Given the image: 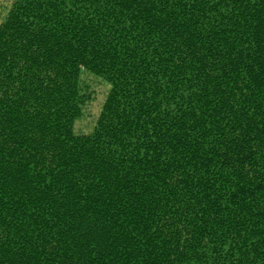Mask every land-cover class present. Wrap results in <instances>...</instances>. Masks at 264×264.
Segmentation results:
<instances>
[{
	"label": "trees",
	"instance_id": "trees-1",
	"mask_svg": "<svg viewBox=\"0 0 264 264\" xmlns=\"http://www.w3.org/2000/svg\"><path fill=\"white\" fill-rule=\"evenodd\" d=\"M0 264H264V0H12Z\"/></svg>",
	"mask_w": 264,
	"mask_h": 264
},
{
	"label": "rangeland",
	"instance_id": "rangeland-1",
	"mask_svg": "<svg viewBox=\"0 0 264 264\" xmlns=\"http://www.w3.org/2000/svg\"><path fill=\"white\" fill-rule=\"evenodd\" d=\"M12 0H0V22L5 17ZM87 84L90 85L89 92L92 95V99L84 107V114L75 126V131L79 134H88L92 132L96 124V120L101 111L102 105L107 96L109 86L101 79L95 77H85Z\"/></svg>",
	"mask_w": 264,
	"mask_h": 264
}]
</instances>
